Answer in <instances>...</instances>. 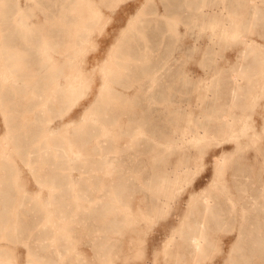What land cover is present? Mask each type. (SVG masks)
Returning <instances> with one entry per match:
<instances>
[{"label": "bare ground", "instance_id": "obj_1", "mask_svg": "<svg viewBox=\"0 0 264 264\" xmlns=\"http://www.w3.org/2000/svg\"><path fill=\"white\" fill-rule=\"evenodd\" d=\"M42 1L38 7L44 19L30 26L25 17L17 16L20 10L11 0H0V264L18 263V248L8 242L14 244L24 238L29 241V256H47L51 264L54 249L58 260L63 259L64 240L73 230H80L77 224L91 230L88 221L95 219L97 224L100 214L105 218L103 230L113 231L123 215L119 213L120 203L133 197V184L146 186L150 175L151 194L149 200L145 198L139 216L119 219L121 232L137 233L141 219L159 215L179 195L208 141L215 145L218 137L249 135L256 142L264 134V129L260 133L246 121L244 113L254 99L257 82L264 79V44L241 33L253 24L261 27L257 33L264 36V11L251 10L247 3L243 19H225V0H161V11L148 0L128 17L104 57L95 54L85 58V44L102 19L103 9H111L122 0ZM229 2L234 9L241 3ZM172 16L185 23V31L193 38L188 48L185 32L176 29ZM7 29L11 32L6 35ZM203 30L210 31L208 45L212 47L217 48L227 36H231V43L241 44L242 54L251 47L248 63L258 64L257 73L236 71L225 81L218 76L214 93L215 76L200 77V85H194L184 58L187 50L190 55L198 53ZM237 33L240 36L235 38ZM211 54L202 55L207 58ZM211 62L201 61L207 71L214 68ZM131 87L132 91H126ZM192 89L198 90V111L184 107L191 104L186 96L191 97ZM84 94L83 114L75 123L70 117L50 124L54 114ZM234 107L243 113L234 112ZM237 141L235 152L242 153L243 144ZM111 143L117 144L116 151L122 155L117 160L107 155ZM254 153L253 159L243 155H232V159L224 151L217 157L209 184L189 196L186 212L167 236L162 250L168 256L167 264H190V260L207 253L216 240L215 232L235 224L239 233L229 251L228 264H264L263 144ZM13 154L28 165L40 185L49 187L54 207L51 216L39 194L24 189ZM70 154L77 156L76 168L82 171L75 185L87 186L92 203L67 214L55 201L58 179L62 181L59 168ZM127 164L135 169L130 176L124 172ZM97 170L106 178H97ZM133 175H141L142 180L134 182ZM104 238L102 246L99 240L93 242L102 256L129 255L127 249L118 246L123 240ZM77 257L73 252L65 259L66 264H90Z\"/></svg>", "mask_w": 264, "mask_h": 264}, {"label": "rangeland", "instance_id": "obj_2", "mask_svg": "<svg viewBox=\"0 0 264 264\" xmlns=\"http://www.w3.org/2000/svg\"><path fill=\"white\" fill-rule=\"evenodd\" d=\"M146 1L148 0H122L115 7L111 9L104 8L103 9L104 15L102 16V19L93 29L94 32L92 31V33L90 34L92 38L89 36L88 38L89 41L85 44L84 51L85 50L86 51L83 52L84 57L92 58L95 54H99L102 57H104L107 51L109 50L110 46L113 44L116 38L117 32H120L126 26L128 17L133 15ZM214 1L215 3H218L224 0H214ZM229 1L230 0H225V4H227V7L224 8V11H225L224 18L225 19H231V17H236V19L238 20L243 19L246 16L245 4L247 3L250 5L251 10L252 8H254V10L256 11H264V0H240L241 6L239 4V6H237L238 8L235 7L236 10L234 9V6L230 4ZM40 2L43 4L42 0L38 2L37 0H24V1L23 0H11L12 6H15L17 7L16 9L20 10L19 13H17V16L25 17L26 20L30 22V26H34L35 22L40 23L44 19V16L42 14L43 12L42 9L38 7V3ZM150 4L155 5L160 11L162 10L161 0H150L149 5ZM233 10H235L236 12ZM33 11L36 13H34ZM170 20L174 21V25L176 29L181 30L182 32H185L183 33L184 39H185V45H186L185 47L188 48L189 45H191L193 38L188 34V32L185 31V23L181 22L179 18L176 16H172ZM175 21H176V24H175ZM244 29H245L244 31L243 30L241 31L242 34H244L245 36L251 37L255 42L259 44H264V36H261L260 34L257 33V30L261 29L260 26L258 25L256 26L252 24L248 30H247V27H245ZM96 31L97 33H95ZM10 32H11L10 29H7L5 34L7 35ZM209 32H210L209 30L208 31L203 30L201 32L203 34L199 38V42L201 46H200L198 53H194L190 55V51L187 50V54L184 58L185 69L187 73L191 77H193L192 80H193L194 85L196 84L200 85L201 79L202 78L207 79L206 76H210V75L215 76L212 81L213 82L212 93H214V90H215L214 85L216 84L219 77H221L225 81V79L228 77L229 74L234 75L236 71L244 72L245 70L247 73L249 72L255 73L256 71H258V70H255L258 64H256L255 62L248 63L249 58L252 56V53L249 52L251 47L248 48V52H245L244 54H242L239 51L241 44L236 43V41L235 42L233 41L231 43V39H232L231 36L230 37L227 36L226 39H223L217 45V48L212 47L208 45V33ZM239 36H240V33L235 34V38ZM94 38L95 39L97 38V39L95 40ZM96 42L98 43V45H96ZM91 44L93 45V47L91 46L92 50L90 48ZM204 52L212 53L211 54L212 56H207V58H205L202 55ZM202 60L209 61V62L213 61V63L211 62L212 67H214L213 70L207 71L204 65H202L201 63ZM0 66H1V63H0ZM242 83H244V81ZM126 91H132V87ZM190 92L191 94L192 93L193 94L192 95L190 94L191 97L186 96V99L188 98L187 100H190L191 104L185 103L184 107L190 108L193 111H198V107L195 108L196 107L195 100L197 99L196 94H198V90L192 89L190 90ZM216 92H217V89H216ZM253 96H254L253 101H251L249 105L246 106V108L248 106L249 107L245 111L244 110L243 111L244 113L247 114L246 121L248 123L251 122L254 126V129L261 133V131H263L264 129V79L257 82L255 90L253 92ZM85 99H86V95L84 94L82 97L76 99L68 107L67 106L64 107L59 113L60 115L54 114L51 120L52 122L50 121V124L54 125L57 122L66 121V119L70 117H73V121L75 123L79 117V114L80 115L83 114L81 113L83 110V106L81 105V102H83ZM184 101L187 102L186 100ZM171 107L173 109L178 108L177 105L175 107L174 105H172ZM233 109H234V112H238V111L241 112V109L239 107H234ZM2 125H3V122L0 116V130H2ZM263 133L264 131L262 132V134ZM158 138L162 139V137H158ZM222 138L223 140H221ZM257 138L258 139H255L256 140L255 142L251 140L252 138L249 135H243L239 139L237 138L234 139L233 137L228 138V136L220 137V138L218 137L219 140L217 138L214 139V143H218L215 145L210 143V141L213 142V140L208 141L207 142L208 144L204 150L205 151L204 154L202 153L203 155L200 154L201 157L200 155L199 157H197L198 162H197V166L194 169L195 172L193 171L194 173H192L193 176L190 175V177H188L185 181V183L186 182L187 183L186 184L184 183L185 187H182L181 189L178 190L177 193L179 195L176 194L175 200H173L174 203L172 201L170 205L165 207L166 209L165 208L163 209L165 213L162 211L164 214L161 212L159 213V215L157 214L158 216L157 215L151 216V217L148 216L149 218L141 219L140 221L141 229L140 231L138 230L137 233L130 232V231L123 233L119 230V227L122 224L119 222V219L123 220L124 218V220L127 221V219L130 216H134V217L139 216V212L143 209L145 198L148 199V197H150L151 190H152L151 189L152 188V177H150L149 175L146 186H144L141 182L139 184L137 183L133 184V188H132L133 197L130 199H124L123 202H121L119 205L120 207L119 213L123 212L122 213L123 215L122 217L120 216L117 224L115 223L117 227L116 229H113V231H104L102 227H103V221L105 220V218L103 219L101 214L99 215V218H98L99 222L97 224H96L95 219H90L88 221V224L91 227H93L91 230H86L82 228L84 227L82 223L77 224V228L80 230L79 231L73 230V232H71L72 235H70V238H66L64 240V246H63V249H61L62 250L61 254L63 256L62 257L63 259L60 258V260H58L59 256L58 254L55 253L56 251L53 249L51 251L52 254L50 257V260H51L50 263L51 264H66L65 259L68 256H71L72 253L74 252L76 257L78 255L77 258L81 259L83 263L88 262L90 264H103V263L104 264H108V263L109 264H153V262L155 264H167L165 258H167L168 256H166L162 250L164 248L167 238L169 237L168 235L171 234V231L178 225L184 212H186L187 210L186 205H187V200L189 199V196L192 193H197L198 191L204 189L205 186L209 184L210 179L214 174L215 160L217 159V157L219 158V156L223 153V151L231 154V158L233 157L232 155H237V156H234V158L243 155L244 157L247 156L253 159L252 157L255 155L254 151L256 152V148H258L259 145L262 146V144L264 146V134L260 138L259 137ZM231 139H234V140H231ZM237 140H240V142L243 144L242 151L245 152L247 150V152L241 153L240 150H237L235 152L236 150L235 147L237 145L236 143L238 142ZM261 140L263 141V143ZM247 145L250 147L247 148L248 147ZM233 147L234 149H232ZM116 149H117V144L111 143L108 147L109 152L107 153V155L117 160V158H120L122 155L121 153H119L120 154L119 156ZM75 158L77 159V156L75 154H70L68 159L67 160L65 159L66 161L62 160V164L60 165V168H59L60 169L59 177L62 181L58 179V182H57L58 186H57V191H56L57 201H55V203L60 204L61 205L60 208L63 210V212L67 214L76 211L77 208H85L92 203L91 198L87 196V189H88L87 186L85 184L75 185V184H78V182L82 178L81 177L82 171L79 170V168H76L77 162ZM19 159H20L19 157L14 155V161L19 170V178L20 180H23L22 183L25 184L24 189L30 193H33L34 195L38 193L41 198L42 204L44 205L46 209H48L49 216H51V213L53 212L54 207L53 205L51 207L52 200L50 199L51 191L49 187L40 185L36 181L35 177L30 174L29 168H27L28 165L23 160L21 159L19 160ZM114 164L115 163H112V166ZM67 167L68 168L70 167V169L67 170ZM132 171H135V169L131 170L128 164L124 166V172L127 173V175L130 176V173ZM95 174H96V177L99 178L100 180L103 178L104 179L106 178V175L103 174L101 170H97ZM263 175H264V172H263ZM225 176L229 177V174L226 173ZM139 178H141L142 180L141 175H139ZM139 178L136 177L135 175L131 176V179L134 182L138 181ZM70 181L73 184V186H71L72 184L70 183ZM145 187H147L146 191L144 190ZM95 227L96 228L99 227V229L96 230ZM223 228L215 232L216 240L212 244L210 249L207 251V253L200 256L199 258L195 260H190L189 261L191 262L190 264H226V263L228 264L229 251L231 250L232 247L233 248L235 247L236 237L239 232L237 231L238 228L236 224L234 225V227L224 226ZM132 236L136 237L137 239L130 241L129 238ZM104 237L106 238L111 237V238L123 240L124 244L123 242L121 243L120 241V243L118 242L119 244L118 246L120 247V249L121 248L127 249V254L129 255H124L123 257L124 259L122 258V256H120L121 258L120 257H112V258L108 257L107 258L104 255L102 256L101 249L98 250L93 245V242L96 240H99V244L100 246H102V242L105 240ZM22 240L24 241L16 242L14 244H12V242H8L11 246L18 248L17 249L19 251L17 255L18 263L16 264H37L38 262H41V264H49L48 263L49 260L47 256H44V255L41 256L38 254L29 256L28 250H27L28 247L26 244V242L29 243V241L26 240L25 238ZM43 241L44 243H46L47 240L43 239ZM132 244L133 246H130ZM155 256L157 258L156 261H154ZM186 264H189V263L186 262Z\"/></svg>", "mask_w": 264, "mask_h": 264}]
</instances>
